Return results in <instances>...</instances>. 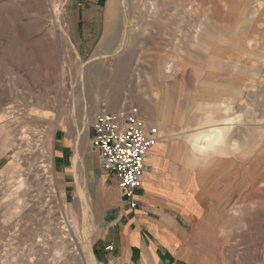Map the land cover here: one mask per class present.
<instances>
[{
	"label": "rangeland",
	"instance_id": "1",
	"mask_svg": "<svg viewBox=\"0 0 264 264\" xmlns=\"http://www.w3.org/2000/svg\"><path fill=\"white\" fill-rule=\"evenodd\" d=\"M70 1L0 0V264H100L92 198L56 150L84 153L101 102L157 127L149 168L188 264H264V0H110L88 57Z\"/></svg>",
	"mask_w": 264,
	"mask_h": 264
},
{
	"label": "crops",
	"instance_id": "2",
	"mask_svg": "<svg viewBox=\"0 0 264 264\" xmlns=\"http://www.w3.org/2000/svg\"><path fill=\"white\" fill-rule=\"evenodd\" d=\"M109 2L70 1L69 23L74 31L70 41L80 57H88L97 48L104 34V12ZM60 141L56 153L66 189L92 198L93 211L97 213L99 230L93 251L100 264H188L187 230L180 219L181 212L176 209L172 193L163 187L159 173L154 175L149 168L155 163L153 159L161 155V146L154 145L149 150L138 193L140 204L131 209L114 175L99 167L91 143L79 155ZM79 199L82 204L84 198Z\"/></svg>",
	"mask_w": 264,
	"mask_h": 264
},
{
	"label": "built area",
	"instance_id": "3",
	"mask_svg": "<svg viewBox=\"0 0 264 264\" xmlns=\"http://www.w3.org/2000/svg\"><path fill=\"white\" fill-rule=\"evenodd\" d=\"M91 137V150L99 167L114 175L125 203L131 209L137 208L146 157L159 139L157 127L150 125L136 106L112 111L101 102Z\"/></svg>",
	"mask_w": 264,
	"mask_h": 264
},
{
	"label": "bare ground",
	"instance_id": "4",
	"mask_svg": "<svg viewBox=\"0 0 264 264\" xmlns=\"http://www.w3.org/2000/svg\"><path fill=\"white\" fill-rule=\"evenodd\" d=\"M121 111V110H120ZM221 138V133L219 130H216L214 131L213 133H209L207 134V136L204 138H200V140H204V141H199V145L202 147V148H205L207 147V145H211V144H214L216 142H219Z\"/></svg>",
	"mask_w": 264,
	"mask_h": 264
}]
</instances>
